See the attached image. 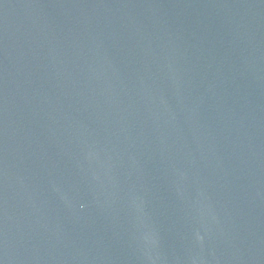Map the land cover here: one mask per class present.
Segmentation results:
<instances>
[{
  "label": "water",
  "instance_id": "water-1",
  "mask_svg": "<svg viewBox=\"0 0 264 264\" xmlns=\"http://www.w3.org/2000/svg\"><path fill=\"white\" fill-rule=\"evenodd\" d=\"M0 264H264V0H0Z\"/></svg>",
  "mask_w": 264,
  "mask_h": 264
}]
</instances>
